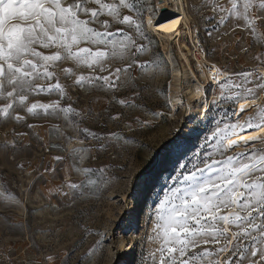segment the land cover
I'll list each match as a JSON object with an SVG mask.
<instances>
[{"label":"rangeland","instance_id":"1","mask_svg":"<svg viewBox=\"0 0 264 264\" xmlns=\"http://www.w3.org/2000/svg\"><path fill=\"white\" fill-rule=\"evenodd\" d=\"M129 2L139 15L121 8V17L139 19L143 37L134 27L112 22L106 14L99 20L111 23L108 31L115 35L108 39H121L117 29H123L134 37L137 46H143V51L123 61L109 60L107 71L77 66L71 60L58 62L51 70L66 95L33 93L27 101L30 106L37 101L47 104L59 100L79 116L70 114L65 120L63 113L45 115L42 110L33 116L25 108H17L9 119L0 116V264H159L161 240L154 229L160 200L173 188L182 187L183 175L194 171V166L203 167L204 159L221 160L244 151L237 147L221 155L215 150V138L210 137L217 127L235 123L238 118L241 122L260 118L255 106L234 116L243 101L234 103L226 97L239 91L235 85L243 80L240 73L264 75V10H250L256 26L253 32L235 16L220 22L227 13L214 12L212 0H183L189 21L180 19V32L176 33L192 53L203 54L206 61L227 73L219 75L217 82H206L201 79L197 58L184 47L180 51L182 40L178 37L171 39L176 33L166 38V32L158 30L164 39L151 31L148 20L162 13L164 0L159 7L158 0ZM172 4L169 8L174 10ZM216 4L230 7L229 0H216ZM88 6L98 7L93 3ZM91 26L104 31L100 23ZM52 51L55 49L45 53ZM182 54L189 55L192 71L203 82L209 105L206 117L199 109L201 102L191 103L186 92L188 82L183 72L189 68ZM170 56L182 72V88L176 93L181 101L175 105L170 99ZM132 59L137 63L122 72L119 81L110 77L115 87L103 81L83 86L75 83L80 75L109 76L116 68L131 64ZM64 69H71V73ZM56 82L38 81L45 87ZM120 100L127 103L121 105ZM3 103L0 101V107ZM256 103L264 105V92L259 93ZM15 115L25 119L17 121ZM29 124L34 127L29 128ZM242 134L264 133L248 130ZM209 152L213 153L211 158ZM57 156L62 159L55 160ZM68 182L80 187L71 190ZM228 211L231 209H222V214ZM136 213L140 222L133 226ZM202 247L215 251L220 245ZM229 255L220 254L221 264Z\"/></svg>","mask_w":264,"mask_h":264},{"label":"snow or ice","instance_id":"2","mask_svg":"<svg viewBox=\"0 0 264 264\" xmlns=\"http://www.w3.org/2000/svg\"><path fill=\"white\" fill-rule=\"evenodd\" d=\"M90 3L98 7H89ZM212 3L214 12L227 13L220 22L235 16L256 32L255 21L249 13L253 7L264 10V0H258V5L257 0H242V3L241 0H229L228 8L216 4V0ZM161 4L163 0H158L156 6ZM121 8L137 11L139 15L129 0H118V3H106L105 0H0V101L4 102L0 116L12 118L17 108H25L33 116L40 115V110L45 115L63 113L65 120L70 114L79 116L80 113L71 106L63 107L59 100L47 104L37 101L30 106L27 101L33 93L66 95L65 88L51 70L58 62L71 60L77 66L107 71L109 60L123 61L143 51V46H137L134 37L123 29H117L122 33L121 39H108L115 34L108 31L110 21L99 20L105 14L112 22L134 27L141 37L144 35L141 21L132 15L121 17ZM95 23H100L104 31L91 26ZM148 25H152L151 18ZM133 48L135 51H131ZM51 49L55 51L45 53ZM135 63L137 61L132 59L131 64L116 68L109 76L80 75L75 83L83 86L84 83L103 81L109 87H115L120 74ZM64 71L71 73V69ZM239 75L243 78L235 85L239 91L226 97L234 103L243 101L233 115L239 117L247 108L255 106L260 118L249 117L243 122L238 118L235 123L217 127L210 137L215 138L217 153L223 155L237 147H243L244 151L221 160L204 159L203 167L194 166V171L183 175L182 187L173 188L160 200L154 229L156 238L161 240L157 249L159 264H221V253H230L223 264H233V261L234 264H264V147H257V144L264 146V134H242L248 130L264 133V105L256 103L259 93L264 92V75L252 72ZM52 79L57 82L46 87L38 83ZM249 84L253 86L249 87ZM223 87L225 85L221 84ZM119 103L124 105L127 101L120 100ZM14 118L17 121L25 119L20 115ZM83 131L87 132V129ZM207 155L211 158L213 153ZM54 159L61 160L62 157ZM67 187L75 190L80 185L68 182ZM63 195L69 193L63 192ZM222 209L231 211L222 214ZM233 227L237 231H231ZM208 244L220 247L215 251L202 247Z\"/></svg>","mask_w":264,"mask_h":264},{"label":"bare ground","instance_id":"3","mask_svg":"<svg viewBox=\"0 0 264 264\" xmlns=\"http://www.w3.org/2000/svg\"><path fill=\"white\" fill-rule=\"evenodd\" d=\"M171 3H173L172 5L175 6L174 10L169 8ZM179 3H180V6H179ZM162 6L164 7V10L162 11V13L159 14V16L156 17V19L151 18L152 20L151 31L157 34L158 30L160 29L164 30V32H166L164 33V35L166 36L168 35L167 37L165 36L166 38H168L169 35H172L173 33H176L179 31L178 27L180 25V19H184V21L185 20L187 21L188 16L185 12L183 0H164V4ZM157 35H161V37L163 36L164 38V35H162V33H159ZM177 37L179 40H182L180 51H182V47H184L185 49H187V52L189 55L193 54L195 58H197V67L201 71V75H200L201 79L205 80L206 82L209 81V79H211L213 82L215 81L217 82L219 75L227 74L226 72L220 69L218 64L206 61V58L203 54L198 53V52L192 53V51L186 45L185 39L182 38L180 33L177 34ZM182 55L189 68V70L185 68V71L183 72V75L185 76L188 82V88L186 92L190 95L189 98H190L191 103L194 101L201 102V104L199 105V109L201 113L205 114V117H206L209 105H208V99H205L206 93H205L204 85L202 84L203 82L200 79H198L196 75L194 74V72L192 71L190 67L191 65H190L189 55L187 54H182ZM168 59L173 68L172 76H171L173 84L171 86L172 91L170 93V99H171L172 104L175 105L176 103H179L181 101V98H179V95H177L179 93L177 92H179V89L182 88L179 85V82H180L179 78L181 76V79H182V72L180 71L179 68L176 67V63L173 57L170 56ZM212 81L210 82L213 83ZM192 110L194 109L191 108V111ZM139 222H140V216L138 213H136L132 217L131 225L136 226L137 223Z\"/></svg>","mask_w":264,"mask_h":264}]
</instances>
